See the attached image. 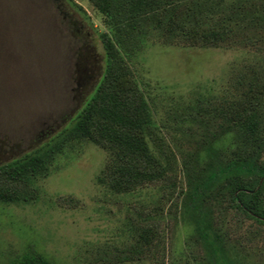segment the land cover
<instances>
[{
	"label": "rangeland",
	"instance_id": "1",
	"mask_svg": "<svg viewBox=\"0 0 264 264\" xmlns=\"http://www.w3.org/2000/svg\"><path fill=\"white\" fill-rule=\"evenodd\" d=\"M169 2L142 27L140 51L119 49L164 176L116 191L105 178L109 151L72 142L46 175L27 179L26 198L0 202V264L27 245L58 264H213L184 194L214 161L252 155L264 167V151L225 126L231 103L264 81V0ZM114 32L88 0H0V165L68 125L102 77L99 35ZM261 195L264 207V186ZM201 210L231 264H264L263 223L219 187Z\"/></svg>",
	"mask_w": 264,
	"mask_h": 264
},
{
	"label": "trees",
	"instance_id": "2",
	"mask_svg": "<svg viewBox=\"0 0 264 264\" xmlns=\"http://www.w3.org/2000/svg\"><path fill=\"white\" fill-rule=\"evenodd\" d=\"M114 25L111 40L99 35L105 66L93 94L83 107L53 138L37 148L0 165V202L13 203L26 198L27 179L46 175L55 156L76 141H89L109 151L111 158L105 178L116 191H129L142 183L164 176L150 152L143 130L144 106L134 89L127 68L119 57V49L132 53L141 50L139 37L150 18L164 13L169 0H88ZM76 6V5H74ZM151 14V15H150ZM153 14V15H152ZM214 34H210L213 37ZM259 77L248 84L244 98L233 101L225 126L228 131L242 135L244 144L256 153L264 151L260 139L262 119L257 110L264 96V81ZM255 178L252 179L251 177ZM184 194L189 223L201 245L210 253L213 264H231L224 256L221 239L213 231L210 213L202 211L204 200L219 187L226 192L231 206L264 224L261 191L264 186V167L256 164L252 155L223 162L214 161L189 181ZM213 198V197H212ZM7 264H58L32 246L13 253Z\"/></svg>",
	"mask_w": 264,
	"mask_h": 264
},
{
	"label": "flooded vegetation",
	"instance_id": "3",
	"mask_svg": "<svg viewBox=\"0 0 264 264\" xmlns=\"http://www.w3.org/2000/svg\"><path fill=\"white\" fill-rule=\"evenodd\" d=\"M55 1V0H54Z\"/></svg>",
	"mask_w": 264,
	"mask_h": 264
}]
</instances>
